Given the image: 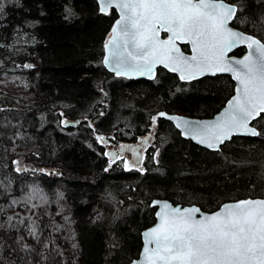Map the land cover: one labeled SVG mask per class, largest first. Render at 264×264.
I'll use <instances>...</instances> for the list:
<instances>
[{"label": "trees", "instance_id": "trees-1", "mask_svg": "<svg viewBox=\"0 0 264 264\" xmlns=\"http://www.w3.org/2000/svg\"><path fill=\"white\" fill-rule=\"evenodd\" d=\"M241 2L245 20L232 25L264 42V7ZM3 4L0 264H119L137 256L140 232L154 221L152 198L210 211L264 196V135L233 136L214 151L164 118L151 121L161 110L212 115L233 92L230 76L183 82L158 68L151 80L117 77L101 61L113 8L101 14L97 0ZM68 9L75 16L66 21ZM253 124L264 133V120ZM98 135L111 144L150 140L144 171L125 170L121 160L109 167Z\"/></svg>", "mask_w": 264, "mask_h": 264}, {"label": "snow or ice", "instance_id": "snow-or-ice-1", "mask_svg": "<svg viewBox=\"0 0 264 264\" xmlns=\"http://www.w3.org/2000/svg\"><path fill=\"white\" fill-rule=\"evenodd\" d=\"M255 2L264 7V0ZM3 7L0 0V12ZM112 8L119 11V19L103 45L106 55L102 63L117 77L154 79L159 65L178 73L182 81L231 73L237 82L235 95L214 121L194 125L184 118L159 112L151 117L153 126L158 118L174 120L185 136L214 150H219L220 145L236 134L264 135L250 126L254 121L264 120V42L230 26L234 21L245 20L241 0L231 3L227 0H99L101 14ZM74 16V12L66 10V21ZM162 32L167 38H161ZM178 42L189 44L191 55L181 52ZM240 45H246L247 54L242 59L231 58L229 53ZM96 139L106 142L103 136ZM143 143H147V138ZM130 151L139 156L136 148ZM104 155L110 157L109 167L121 160L125 170L144 171L114 152ZM158 155L157 152L153 159ZM14 163L16 172L26 171L19 162ZM151 203L159 208L155 213L159 222L143 232L140 257L130 264H264V199L224 203L211 214L195 206L180 208L167 202ZM30 234L35 237L34 228ZM22 241L23 237H18L16 242L30 249Z\"/></svg>", "mask_w": 264, "mask_h": 264}, {"label": "water", "instance_id": "water-1", "mask_svg": "<svg viewBox=\"0 0 264 264\" xmlns=\"http://www.w3.org/2000/svg\"><path fill=\"white\" fill-rule=\"evenodd\" d=\"M97 2H98V5H99V0H97ZM228 2V1H227ZM231 3V2H230ZM114 10H115V12H116V18L114 19V21H113V23H112V25H111V28L115 25V21L117 20V19H119V11L118 10H116L115 8H113ZM231 27H233L234 29H236V30H239V31H242V32H244L245 34H250V33H248V32H245V31H243V30H241L240 28H238V27H235V26H233L232 24L230 25ZM111 28H110V32H109V34L107 35V37H106V39H105V41L108 39V37H109V35H110V33H111ZM250 35H252V34H250ZM253 36H255V35H253ZM256 38H258L257 36H255ZM161 38L163 39V38H167V34L166 33H161ZM259 39V38H258ZM105 41H104V43H105ZM262 42V41H261ZM104 45V44H103ZM183 45H186V50H184L183 49ZM178 46L180 47V50H181V52H183L185 55H191V46L189 45V44H185V43H182V42H178ZM241 47H244V50L240 53V54H235L234 52H236L239 48H241ZM247 54V47H246V45H240V46H238L237 48H235V49H233L230 53H229V56L231 57V58H233V59H242L243 57H244V55H246ZM106 55V52H105V49H104V47H103V55H102V60L101 61H103V57ZM103 64V63H102ZM109 72H111L114 76H116L115 75V73L109 68V67H107V66H105V65H103ZM158 68H163L164 70H166V71H168V72H170L169 70H167V69H165L163 66H157V68H156V70H155V76H156V73H157V69ZM172 73V72H171ZM173 74H175L176 76H177V78L179 79V74L178 73H173ZM219 74H226V75H228V76H230V78H231V80L234 82V86H233V92H232V94L225 100V102L223 103V105L217 110V111H215L212 115H210V116H205V117H197V116H190V115H186V114H182V113H177V112H166V111H163V110H161V111H159V112H165V113H167L168 115H170V116H177V117H181V118H184V119H186V120H188V121H190L192 124H199V123H203V122H209V121H214L215 119H216V117L217 116H219L223 111H224V109L227 107V102H228V100L229 99H231V97L233 96V95H235V87H236V81L232 78V75H231V73H219ZM218 75V74H217ZM206 76H212V75H206ZM123 78H126V79H139V78H143V79H149V80H151L149 77H147V76H132V77H123ZM180 80V79H179ZM180 81H182V80H180ZM183 82H188V81H183ZM158 112V113H159ZM164 119H166V118H164ZM167 121H169L172 125H174L175 126V128L179 131V133H180V135H181V137H183V138H186V139H189V140H191L193 143H195V144H197V145H199V146H202V147H205V148H207V149H209V150H214V149H210V148H208L207 146H205V145H201V144H199L196 140H193L191 137H189V136H185L184 134H183V129L182 128H177L176 127V121H174V120H168V119H166ZM70 122V121H69ZM75 123V122H74ZM69 124V123H68ZM67 124V125H68ZM250 126H255L254 124H253V122L250 124ZM256 127V126H255ZM257 128V127H256ZM258 130V129H257ZM240 135H243V134H236V135H233V136H240ZM232 136V137H233ZM245 136H249V135H245ZM104 137V136H103ZM147 137V136H146ZM231 137V138H232ZM230 138V139H231ZM229 139V140H230ZM105 140H106V138H105ZM228 141V140H227ZM106 143H108V141L106 140ZM143 144L144 143H142V142H135V143H131V142H125V143H122L121 145H119L117 148L116 147H110V148H108V149H106V151L105 152H114V153H116V154H124L126 151L127 152H129V154H130V158H129V161H130V163H136V164H140V160L142 159V155H141V152H140V149H141V147L143 146ZM121 146H123V147H121ZM221 146V145H220ZM220 146H219V149H220ZM132 148H136L137 150H138V153H139V156H137L135 153H133L132 151H130V149H132ZM214 151H216V150H214ZM110 158V157H109ZM249 198H251V199H264V196L263 197H260V196H254V197H243V198H239V199H233V200H226V201H223L222 203H220L215 209H213V210H210V211H205V210H203V209H201L197 204H181V203H172L170 200H168V199H166V198H152L151 200H150V205L152 206V201H160L161 203H164V202H167V203H169V204H171V205H173L174 207H180V208H186V207H192V206H195V207H198V208H200L201 209V211L203 212V213H205V214H211V213H213V212H215V211H217V210H219V208L224 204V203H231V202H236V201H239V200H243V199H249ZM153 207V206H152ZM156 211H159V208H155V211H154V221L149 225V226H147V227H145V228H143L142 230H141V232H140V236H141V246H140V249H139V252H138V254H137V256L136 257H133V258H131L129 261H126V262H122V263H119V264H130V261L131 260H136V259H138L139 257H140V253H141V251H142V247H143V237H142V234H143V232L144 231H147L148 229H150L151 227H153V226H155V224L156 223H158L159 222V220H158V217H156V215H155V213H156ZM197 218H199V217H197Z\"/></svg>", "mask_w": 264, "mask_h": 264}, {"label": "rangeland", "instance_id": "rangeland-1", "mask_svg": "<svg viewBox=\"0 0 264 264\" xmlns=\"http://www.w3.org/2000/svg\"><path fill=\"white\" fill-rule=\"evenodd\" d=\"M138 142H143V141L138 140ZM149 143H150V140L147 139V144H149ZM119 145H120L119 143H117V144H107V145H105V147H106V149H108V148H110L112 146L117 148ZM145 148H146V144L144 146H142V148L140 149V152H141L142 155L144 154ZM117 155L122 157V158H124V160H127L130 163V161H129V158H130L129 152L126 151L123 155H120L119 153ZM137 165H139V164H137Z\"/></svg>", "mask_w": 264, "mask_h": 264}, {"label": "flooded vegetation", "instance_id": "flooded-vegetation-1", "mask_svg": "<svg viewBox=\"0 0 264 264\" xmlns=\"http://www.w3.org/2000/svg\"><path fill=\"white\" fill-rule=\"evenodd\" d=\"M183 49L186 50V47L183 45Z\"/></svg>", "mask_w": 264, "mask_h": 264}]
</instances>
